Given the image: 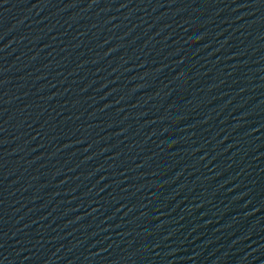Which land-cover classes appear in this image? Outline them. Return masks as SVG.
Masks as SVG:
<instances>
[{
    "label": "water",
    "instance_id": "1",
    "mask_svg": "<svg viewBox=\"0 0 264 264\" xmlns=\"http://www.w3.org/2000/svg\"><path fill=\"white\" fill-rule=\"evenodd\" d=\"M0 264H264V0H0Z\"/></svg>",
    "mask_w": 264,
    "mask_h": 264
}]
</instances>
